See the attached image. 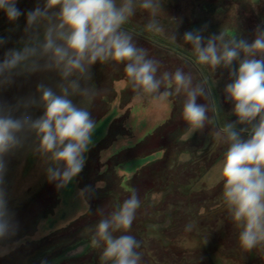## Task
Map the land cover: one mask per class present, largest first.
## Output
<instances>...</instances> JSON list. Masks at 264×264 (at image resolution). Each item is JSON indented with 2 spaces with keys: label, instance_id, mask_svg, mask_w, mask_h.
Listing matches in <instances>:
<instances>
[{
  "label": "rangeland",
  "instance_id": "rangeland-1",
  "mask_svg": "<svg viewBox=\"0 0 264 264\" xmlns=\"http://www.w3.org/2000/svg\"><path fill=\"white\" fill-rule=\"evenodd\" d=\"M158 3L155 19L161 31L146 29L152 15L139 8L123 30L146 50L147 58L159 63L158 78L180 69L191 75L193 86L203 87L197 103L207 110L204 127L191 131L184 120L186 93L138 100L123 63L94 64L88 81L94 98L88 103L72 97L88 107L96 122L82 172L58 189L30 147L6 158L0 187L17 227L14 235L0 240V264H105L103 246L92 245L94 226L133 190L140 200L135 219L128 232L114 235H132L140 242V264H264V245L251 250L240 246L239 229L223 202L218 175L228 147L222 128L237 119L224 92L231 82L229 70L197 63L192 45L183 40L186 32L199 30L205 38L224 32L226 38L235 35L251 43L257 26L264 28V0ZM43 4L44 0H17L25 14ZM25 28L26 15L10 22L0 10V37L6 40L0 45V60L8 49L23 46ZM58 79L47 72L18 76L0 88V101L15 104L35 94L40 83L55 88ZM165 90L162 85L160 91ZM30 112L34 118L42 115L40 108ZM86 187L92 191L82 194Z\"/></svg>",
  "mask_w": 264,
  "mask_h": 264
},
{
  "label": "clouds",
  "instance_id": "clouds-1",
  "mask_svg": "<svg viewBox=\"0 0 264 264\" xmlns=\"http://www.w3.org/2000/svg\"><path fill=\"white\" fill-rule=\"evenodd\" d=\"M137 8L152 15L148 31L162 30L155 19L158 0H44L42 7L26 14L17 7V0H0V10L10 22L26 15L28 33L21 48L8 49L0 60V88L25 74L47 72L59 78L55 88L40 83L35 94L15 104L0 101V185L7 171L6 158L26 146L46 165L48 180L58 189L82 172L96 122L88 107L74 103L72 97L88 103L94 98L95 90L88 81L97 62L123 63L135 99L164 100L186 93L184 120L191 131L204 127L207 110L197 103L203 87L193 86L191 75L180 69L158 78L159 63L147 58L146 50L123 30ZM183 40L192 45L197 63L229 70L231 82L224 92L237 119L222 128L228 147L218 175L223 202L239 229L240 246L251 250L264 245V28L257 26L251 43L235 35L226 38L224 32L205 38L199 30L186 32ZM5 43L0 37V45ZM173 85L174 90H169ZM34 107L42 109V115L34 118L30 112ZM90 191L86 187L81 193ZM139 207L133 190L122 205L94 226L92 245L103 246L105 264H140V242L132 235H114L130 230ZM16 227L0 187V240L14 235Z\"/></svg>",
  "mask_w": 264,
  "mask_h": 264
}]
</instances>
